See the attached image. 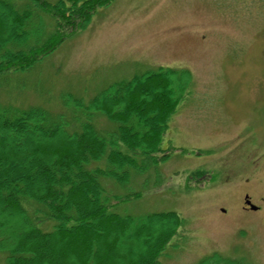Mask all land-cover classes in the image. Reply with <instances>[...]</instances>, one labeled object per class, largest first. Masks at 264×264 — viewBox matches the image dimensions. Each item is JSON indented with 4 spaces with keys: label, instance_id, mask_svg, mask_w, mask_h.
Wrapping results in <instances>:
<instances>
[{
    "label": "rangeland",
    "instance_id": "rangeland-1",
    "mask_svg": "<svg viewBox=\"0 0 264 264\" xmlns=\"http://www.w3.org/2000/svg\"><path fill=\"white\" fill-rule=\"evenodd\" d=\"M36 14L51 31L53 18ZM158 67L190 72L188 84L175 79L181 98L161 143L168 156L125 185L103 180L113 200L141 192L114 201V210L185 218L160 264H196L214 253L264 264V0H111L34 68L1 73L0 105L68 113L64 96L87 102ZM245 195L257 211L243 208ZM0 264H8L2 250Z\"/></svg>",
    "mask_w": 264,
    "mask_h": 264
},
{
    "label": "trees",
    "instance_id": "trees-1",
    "mask_svg": "<svg viewBox=\"0 0 264 264\" xmlns=\"http://www.w3.org/2000/svg\"><path fill=\"white\" fill-rule=\"evenodd\" d=\"M22 1L0 0V74L34 68L111 0ZM37 9L53 18L51 31ZM177 77L190 82L188 71L160 67L87 102L64 96L68 113L0 105V250L8 264L160 263L184 219L173 211L119 214L114 201L141 194L113 200L103 180L125 185L164 160L158 153L181 98ZM99 117L111 127H98ZM197 264L243 263L215 254Z\"/></svg>",
    "mask_w": 264,
    "mask_h": 264
},
{
    "label": "flooded vegetation",
    "instance_id": "flooded-vegetation-1",
    "mask_svg": "<svg viewBox=\"0 0 264 264\" xmlns=\"http://www.w3.org/2000/svg\"><path fill=\"white\" fill-rule=\"evenodd\" d=\"M245 196H246V195H245ZM245 196H244V197H245ZM244 208H245V209H249L247 206H244Z\"/></svg>",
    "mask_w": 264,
    "mask_h": 264
},
{
    "label": "water",
    "instance_id": "water-1",
    "mask_svg": "<svg viewBox=\"0 0 264 264\" xmlns=\"http://www.w3.org/2000/svg\"><path fill=\"white\" fill-rule=\"evenodd\" d=\"M253 208H255V206H253Z\"/></svg>",
    "mask_w": 264,
    "mask_h": 264
}]
</instances>
